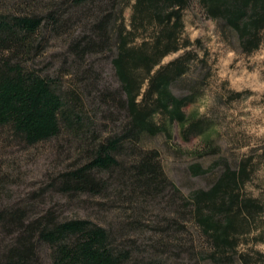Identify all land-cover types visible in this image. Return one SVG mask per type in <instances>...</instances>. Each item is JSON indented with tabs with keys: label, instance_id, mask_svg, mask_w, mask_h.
<instances>
[{
	"label": "trees",
	"instance_id": "obj_1",
	"mask_svg": "<svg viewBox=\"0 0 264 264\" xmlns=\"http://www.w3.org/2000/svg\"><path fill=\"white\" fill-rule=\"evenodd\" d=\"M130 2L22 0L1 10L0 127L19 145L63 138L76 146L82 160L50 181L57 192L95 197L116 184L114 194L131 209L159 196L170 209L162 213L183 218L189 211L200 244L190 239L187 246L181 237L191 235L187 227L165 217L161 238L150 250L156 255L141 257L143 250L129 236L136 224L118 232L89 218H61L52 210L30 217L25 208L3 207L0 264H42L40 245L48 249L50 264H250L249 255L236 250L239 240L255 229L264 240L262 204L242 192L251 171L248 160L226 165L209 188L180 196L177 205L178 189L163 175L155 152L135 147L141 136L161 130L155 112L185 125L184 98L171 85L188 62L182 55L160 64L190 44L183 12L195 4L234 49L250 54L264 45V0H133L127 26L121 12ZM49 36L63 37L58 76L43 74L32 63ZM105 63L114 85L105 80ZM63 76L68 89L62 88ZM84 99L94 110L86 109ZM99 113H108L105 118L118 126L102 134L106 126H96ZM131 155L133 160L124 159ZM162 255L166 260L157 259ZM257 257L254 263L264 264V255Z\"/></svg>",
	"mask_w": 264,
	"mask_h": 264
},
{
	"label": "rangeland",
	"instance_id": "obj_2",
	"mask_svg": "<svg viewBox=\"0 0 264 264\" xmlns=\"http://www.w3.org/2000/svg\"><path fill=\"white\" fill-rule=\"evenodd\" d=\"M21 1L0 0V12ZM132 2L125 4L121 12L127 26ZM183 21L184 35L190 44L166 55L160 64L165 65L182 55L188 62L185 73L171 85L172 92L184 98L185 125L169 122L155 112L154 122L162 128L154 135L141 136L136 150L155 152L163 175L178 189L177 205L182 204L180 196L189 197L193 190L209 188L226 165L233 167L248 160L251 171L242 192L259 199L264 214V45L250 54L234 49L235 44L223 38L216 23L199 12L195 4L183 12ZM47 40L32 63L39 72L58 76L62 65L60 55L65 49L63 37L49 36ZM104 77L107 83L114 85L115 79L106 63ZM68 79L62 77L63 89L70 87ZM146 89L147 82H144L139 100ZM84 102L88 111L94 110L89 100L84 99ZM104 114L108 113L98 114L96 126L101 129L105 125L102 134H107L118 122L112 123ZM116 114L114 111L113 115ZM78 153L76 146L64 142L63 138L32 146L19 145L6 128L0 127V208H25L30 217L52 210L61 218H89L111 224L118 232L126 231L129 224H136L138 227L130 230L129 236H133L135 246L143 250L141 257L156 255L157 251L150 250L161 238L159 227L165 217L177 218V222L187 227L191 235L183 233L181 236L187 246L190 239L194 240V246L200 244L189 211H184L183 218L176 213L164 214V210L170 209L163 206L159 196L131 209L122 196L114 194L116 184L107 194L95 197L69 195L51 188L49 183L58 173L82 160ZM133 158V155L124 157L127 161ZM195 166L199 167L198 171ZM262 236L255 229L236 246L237 252L249 255L250 264L258 261L257 254L264 255ZM39 255L42 264H50L44 245L39 246ZM162 256L157 259L166 260L167 257Z\"/></svg>",
	"mask_w": 264,
	"mask_h": 264
}]
</instances>
